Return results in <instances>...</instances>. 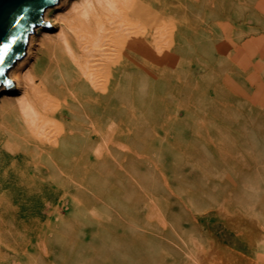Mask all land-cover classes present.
I'll return each instance as SVG.
<instances>
[{
  "label": "bare ground",
  "instance_id": "1",
  "mask_svg": "<svg viewBox=\"0 0 264 264\" xmlns=\"http://www.w3.org/2000/svg\"><path fill=\"white\" fill-rule=\"evenodd\" d=\"M251 2L61 0L45 11L51 27L36 28L26 55L8 71L15 88L0 87V264H69L70 218L132 209L141 190L152 198L153 182L138 179L140 171H160L165 153L189 158L183 137L200 141L199 160L209 166L240 164L232 149L238 141L214 138L229 135L219 113L242 131L257 116L237 118L255 108L236 87L253 86L249 62L238 61L248 43L236 42L249 33ZM257 170L264 171V161ZM216 172L202 183L224 177ZM237 177L192 209L209 217L205 204L222 213L241 238L236 247L260 251L264 264V196ZM182 212L195 228L178 247L193 245L195 264H231V237Z\"/></svg>",
  "mask_w": 264,
  "mask_h": 264
},
{
  "label": "rangeland",
  "instance_id": "2",
  "mask_svg": "<svg viewBox=\"0 0 264 264\" xmlns=\"http://www.w3.org/2000/svg\"><path fill=\"white\" fill-rule=\"evenodd\" d=\"M256 1L258 2L256 3ZM256 1L252 0L250 3V6L254 5L255 8H248V15L251 16L248 26H246V30L249 31L248 35L244 39H242L243 36L241 39H236L237 43H248L246 52L239 51L238 61L249 62L247 70L248 73L252 74L249 80L251 79L250 82L253 86L245 83L236 87H241L245 92V98L250 101L249 104L252 103L255 106V108L247 109L237 115V118L242 121L244 117L249 115V112L251 114V111L257 116H254V125L250 124L246 131H242L243 125L238 129H235L232 125L228 126L223 113H219L217 118L222 121L220 128L228 129L229 135H218L214 138L217 142H227L228 140L232 141V139L233 142L238 141V144H235V148L232 146V149L233 155L240 164L234 166L233 163H219V161L216 164L217 166H209L206 162L199 160L200 157L197 151L200 150L201 155L203 153L200 141L193 137L181 138L182 148L186 154L189 151L190 157L187 155L189 158L182 159L173 153H165L166 160L160 171L153 166L148 167L146 170L140 171L141 176L137 177L138 179L143 178L145 181L149 178L153 182V186L150 187L154 189L152 198L147 197L143 193L144 190H141L134 193V208L132 209H125L122 212L113 214L114 216L103 217L104 219L80 216L70 218L67 247L69 264H195L193 260L195 247H192L193 245L178 247L177 244L180 238L183 240L185 234H191L190 231L195 228V226L189 227V224L191 225L189 218L180 217L179 214L185 210L190 211L192 219H203V221L206 220V222L209 221V223L214 224L217 227L216 234L218 236L221 237L227 234L231 237L228 251L231 258H234L231 260L233 264H260V251L258 253L256 250L252 251L246 243L243 245L244 248L236 247L237 243H241V238L235 232L227 229L225 216L222 213L213 211L215 210L213 207L205 206V204H203L205 208L202 209L210 212L209 217H203L204 214L200 213L202 212L201 209L199 212L192 209L194 205H197L196 199L201 201L206 198L205 195L209 190L223 192L225 187L231 188L229 186L239 178L237 173L245 177L242 180L243 186L246 184L252 186V188L250 187V193L260 192L258 196L261 195L260 198L264 196V179L260 175L264 171L260 173V170H257L258 166L264 161V157H259L264 155V137H262L264 121L260 115L264 111V103L260 101V92L264 94V83H261L264 77V0ZM254 27L256 30L252 29ZM249 35L255 36L256 39L251 40L248 38ZM224 93L222 94L224 95ZM235 99L231 98V101L234 105H237L238 102ZM186 126H188V122H185ZM186 132L191 134L190 131ZM170 139L175 140L174 137ZM228 147L227 149H229ZM210 157L217 161L218 158H221V154L215 153ZM258 159L261 160L260 164H257ZM187 161L189 164H187ZM216 170L217 174L225 178L219 180L215 178L214 182L209 180L208 186L206 183H202L205 179L204 175H207L208 172L213 173ZM230 177L231 179H229ZM141 197L144 200H141ZM135 203L138 205H135ZM148 206H150V209H148ZM250 216L255 217L253 214ZM110 218L113 220H110ZM186 225L188 228H186ZM130 234L131 236H129ZM136 236H138V239ZM208 244L209 242L205 241V245L208 246Z\"/></svg>",
  "mask_w": 264,
  "mask_h": 264
},
{
  "label": "water",
  "instance_id": "3",
  "mask_svg": "<svg viewBox=\"0 0 264 264\" xmlns=\"http://www.w3.org/2000/svg\"><path fill=\"white\" fill-rule=\"evenodd\" d=\"M61 0H0V87L15 83L8 71L26 55L30 36L38 26L50 28L45 11Z\"/></svg>",
  "mask_w": 264,
  "mask_h": 264
}]
</instances>
